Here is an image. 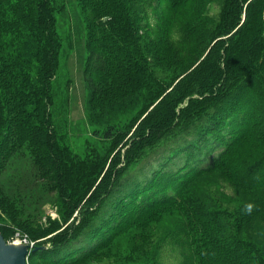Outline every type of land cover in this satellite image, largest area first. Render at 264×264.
Listing matches in <instances>:
<instances>
[{
  "label": "trees",
  "instance_id": "1",
  "mask_svg": "<svg viewBox=\"0 0 264 264\" xmlns=\"http://www.w3.org/2000/svg\"><path fill=\"white\" fill-rule=\"evenodd\" d=\"M194 1L76 0L86 21L88 116L103 126L93 133L109 146L87 147L78 157L60 142L50 109L62 49L57 6L0 0V232L6 239L8 226L17 225L2 218L8 214L34 236L46 234L13 215L24 198L19 177L7 171L24 153L35 169L32 182L44 180L57 193L67 223L47 249L35 245L33 264H81L134 229L141 240L137 230L168 208L181 210V242L195 264H264L261 248L242 236L248 211H235L214 192L191 191L236 146L264 145V0H225L210 38L209 17L198 12L208 0L197 11ZM187 2L191 19L175 44L173 13ZM200 45L209 47L203 59L181 67L179 52L189 50L188 58ZM155 61L181 71L166 83L154 74ZM133 102L143 116L126 140L132 124L118 119L117 107ZM229 173L241 191L262 196L264 209V152L242 180L235 166ZM160 238L147 251L156 252ZM140 255L113 264H154Z\"/></svg>",
  "mask_w": 264,
  "mask_h": 264
},
{
  "label": "rangeland",
  "instance_id": "2",
  "mask_svg": "<svg viewBox=\"0 0 264 264\" xmlns=\"http://www.w3.org/2000/svg\"><path fill=\"white\" fill-rule=\"evenodd\" d=\"M224 1L208 0V2L203 4L205 6L202 5L203 7L201 8L198 4L200 0L194 1V10L197 11L200 8L198 12L203 11L209 17V22L207 23V27L210 29L208 34L209 38L212 36V31L219 22ZM54 4L57 6L56 32L61 38L62 49L56 74L52 78V82H50L53 98V103L50 106L52 119L58 131L60 142L66 145L71 154H77L79 155L78 157H83L87 147L94 149L97 147L96 149L99 152H103L109 146L105 142L101 143L98 135L93 133L95 132L94 130H97V128L102 129L103 126L99 127L94 124L88 116L87 97L89 93V80H87L85 74V61L87 58V49L85 47V17L76 0H54ZM190 5L191 3L187 2L173 13V26H171L173 29L171 30L170 36L172 42L175 44L182 40L181 37H178V39H181L178 41L177 36L180 32L184 34L183 29L186 27L189 19H191L188 16V8ZM242 17L244 18V15ZM150 20L153 21L152 18ZM212 45L211 43L210 46ZM192 48L194 50V56L188 58H184L187 50L185 52L178 51L181 55V58L179 57L181 64L183 63L181 67L185 66V69L197 64L209 50V47H205L203 51V46L200 45L198 52L195 53L196 49H194V46ZM193 50L191 49V51ZM181 67L170 69L169 65L166 66L155 61L153 71L161 80L170 83L175 74L181 71ZM137 103H123L117 107L118 119H123L128 121L127 123L132 124V131L126 140L131 136L133 130L136 129L138 125L136 122L137 119L143 116L141 108L138 109L135 106ZM108 123H112V121ZM253 143L254 140H248L236 146L213 172L207 173L197 180L192 186L191 191L193 193L195 192L197 194L196 196H202L205 191L210 193L214 192L218 194V197H221L224 204L233 207L232 209L235 211L239 210V207H242L245 211L247 210L249 219L247 217V222L243 224L244 231L242 236L254 241L264 253V209L261 205L262 196L255 192L246 194L241 191L232 182L233 176L229 173V169L235 166V168L240 170L242 180L245 168L250 166L264 152V145L252 150ZM89 152L92 153L91 150ZM27 156L25 153L22 154L21 158H26L17 160V162L11 164L7 171L8 178H11L10 174H13V177H19L15 179L21 189L20 194L24 198V205H22L20 212L13 213V215H15L18 221L28 219L35 222L34 225L38 224L37 228H46V234L34 236L33 233L29 232L31 229H25L13 219V216L4 214L2 218L6 222H14L17 224L8 226L9 230L5 240L10 243L16 242L18 240L17 234L20 233L21 236L30 237L35 245L45 244L42 247L47 249L51 244L50 238L55 233L61 231L67 223L64 222L60 212L62 202H58L57 193L53 189H47L44 180L38 181L39 187L32 182L35 169ZM9 181L8 179H4V185L8 186ZM48 185L51 187L50 184ZM25 202L27 206H25ZM249 205H251V210L248 208ZM78 211L76 210L74 212V216L78 215ZM164 211L153 217L146 226L137 230L139 233L144 234L141 240H134L133 235L136 232V229H134L126 233L123 237H120L114 244L100 250L81 264H113L126 258V256L133 259L140 254V256H153L152 260L154 264H195L191 249H186L185 245L181 242L183 239L181 231L183 228V224L181 223L183 215L180 213L181 210H171L168 208ZM151 237L153 238L151 239ZM158 237H161L158 242L159 249L156 252H150L151 249L147 251L148 248H146V245L148 243L152 245L154 238L156 239ZM143 245L145 246L142 247ZM37 260L36 258L28 259V264H33Z\"/></svg>",
  "mask_w": 264,
  "mask_h": 264
},
{
  "label": "water",
  "instance_id": "3",
  "mask_svg": "<svg viewBox=\"0 0 264 264\" xmlns=\"http://www.w3.org/2000/svg\"><path fill=\"white\" fill-rule=\"evenodd\" d=\"M38 249L26 244L8 243L0 232V264H28L30 255Z\"/></svg>",
  "mask_w": 264,
  "mask_h": 264
},
{
  "label": "built area",
  "instance_id": "4",
  "mask_svg": "<svg viewBox=\"0 0 264 264\" xmlns=\"http://www.w3.org/2000/svg\"><path fill=\"white\" fill-rule=\"evenodd\" d=\"M18 240L16 243H23V244H29L30 246H34V242L30 239L28 236H21L20 233L17 234Z\"/></svg>",
  "mask_w": 264,
  "mask_h": 264
},
{
  "label": "clouds",
  "instance_id": "5",
  "mask_svg": "<svg viewBox=\"0 0 264 264\" xmlns=\"http://www.w3.org/2000/svg\"><path fill=\"white\" fill-rule=\"evenodd\" d=\"M249 210H251V205L248 206Z\"/></svg>",
  "mask_w": 264,
  "mask_h": 264
}]
</instances>
